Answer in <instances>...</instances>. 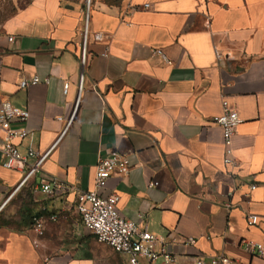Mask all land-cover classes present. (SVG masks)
Segmentation results:
<instances>
[{
  "label": "crops",
  "instance_id": "obj_1",
  "mask_svg": "<svg viewBox=\"0 0 264 264\" xmlns=\"http://www.w3.org/2000/svg\"><path fill=\"white\" fill-rule=\"evenodd\" d=\"M5 4L0 103L29 113L27 136L14 143L48 151L78 98L79 105L31 178L21 183L24 173L0 165V264H127L76 211L75 192L93 189L98 158L110 150L125 154L130 170L99 194L115 193L125 219L142 216L152 233L171 234L175 264L221 254L233 264H264L240 245L264 243V0H92L87 12L83 0H0V16ZM34 76L39 84L19 89ZM223 99L241 119L228 167L212 123ZM44 175L67 191L43 193ZM249 214L259 216L257 226L246 225ZM34 216L57 220L38 236ZM187 237L193 246L183 245Z\"/></svg>",
  "mask_w": 264,
  "mask_h": 264
},
{
  "label": "built area",
  "instance_id": "obj_2",
  "mask_svg": "<svg viewBox=\"0 0 264 264\" xmlns=\"http://www.w3.org/2000/svg\"><path fill=\"white\" fill-rule=\"evenodd\" d=\"M85 11L89 10L92 0H83ZM148 5H145L147 8ZM87 15L84 21L82 33V46L79 57L82 67V74L78 85L79 93L82 91L83 69L86 64V35H87ZM96 40L100 35H95ZM12 42V37L7 38ZM152 55L159 57L164 63L171 64L161 49H153ZM217 61L222 59L221 54L215 50ZM41 80L34 76L30 79H21L18 82L19 89H26L28 86L37 85ZM69 88L68 83L63 85V93L66 94ZM79 105V98L65 122L61 135L56 139L50 149L44 153H39L31 148L20 149L14 143V139L22 140L26 138L27 132L23 124L27 121L29 113L25 109L13 106L9 101L0 103V165L7 170L24 173L23 180L31 178L40 171L44 162L49 157L61 137L68 130L75 119ZM64 119L59 118L58 121ZM212 123L217 125L222 134V163L225 167L234 164L233 138L236 129L241 123L237 112L232 109L226 100L221 102V113L212 118ZM130 170L127 156L116 150H110L106 155L100 156L95 167L93 189L88 191L75 192L76 211L80 215L83 226L95 237L96 241L107 246L113 252L127 257V264H175L176 255L169 249V245L175 242V238L158 236L152 233L139 216V222L127 220L119 214L117 209L118 196L111 193L101 196L99 191L106 188L111 177H125ZM156 183H149L148 187L155 186ZM256 185H250L253 190ZM41 190L45 194L54 191H67L64 184L60 183L54 176L44 175L41 180ZM55 216L32 218V229L38 235H43L46 222H55ZM260 218L256 214L246 216L248 227L257 226ZM195 244V239L187 237L183 239V245L190 247ZM242 249L258 258L264 259V243L253 242L247 239L240 241ZM194 264H233L231 258L225 255L210 257L207 263L197 258Z\"/></svg>",
  "mask_w": 264,
  "mask_h": 264
},
{
  "label": "rangeland",
  "instance_id": "obj_3",
  "mask_svg": "<svg viewBox=\"0 0 264 264\" xmlns=\"http://www.w3.org/2000/svg\"><path fill=\"white\" fill-rule=\"evenodd\" d=\"M9 10H10V6H9V4H5V6H4V10H3V12L1 13L0 19H1L3 16H6V15L8 14Z\"/></svg>",
  "mask_w": 264,
  "mask_h": 264
},
{
  "label": "trees",
  "instance_id": "obj_4",
  "mask_svg": "<svg viewBox=\"0 0 264 264\" xmlns=\"http://www.w3.org/2000/svg\"><path fill=\"white\" fill-rule=\"evenodd\" d=\"M33 218V217H32ZM32 218H31V227H32Z\"/></svg>",
  "mask_w": 264,
  "mask_h": 264
}]
</instances>
